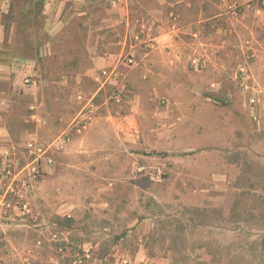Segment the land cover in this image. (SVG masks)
Listing matches in <instances>:
<instances>
[{
  "label": "rangeland",
  "instance_id": "rangeland-1",
  "mask_svg": "<svg viewBox=\"0 0 264 264\" xmlns=\"http://www.w3.org/2000/svg\"><path fill=\"white\" fill-rule=\"evenodd\" d=\"M87 1L95 22L105 3L115 9ZM12 2L4 22L20 42L9 48L29 71L0 134V264H264V90L227 77L209 90L189 64L171 94L152 72L133 86L119 74L104 94L89 71L88 24L60 22L44 0ZM99 25L102 53L115 29ZM244 64L254 74L246 84L264 86V61ZM107 110L98 144L89 122ZM84 136L102 147L97 157L77 155ZM223 161L238 162L224 183Z\"/></svg>",
  "mask_w": 264,
  "mask_h": 264
},
{
  "label": "crops",
  "instance_id": "crops-1",
  "mask_svg": "<svg viewBox=\"0 0 264 264\" xmlns=\"http://www.w3.org/2000/svg\"><path fill=\"white\" fill-rule=\"evenodd\" d=\"M12 1L14 0H0L1 135L6 133L7 99L19 95L23 85L22 78L25 72L29 71L21 64L22 61H28V59L21 55L16 56L9 48L20 42L11 37L4 22V16L13 3ZM107 1L111 3L112 0ZM116 1L115 9L107 8L105 3L107 18L96 22L90 17L92 9L87 0H44L43 4L44 13L50 10L51 13H57L60 22L70 14L76 16L78 21L82 20L81 22L88 24L84 46L92 59L93 68L89 71L96 81V91H102L104 94L110 91L112 81L107 80L102 84L99 72L102 69L116 67L120 77H125L126 81H130L131 86L135 81H148L146 76L148 72H152L151 77L160 79L159 87L162 93L171 94L172 91L175 92L185 85L181 78L183 70H189V64L195 70L199 64L202 71L206 72V85L209 90L221 88L226 84L225 77L238 79V81L242 79L237 82L238 90L252 89L258 94L264 90L263 85L246 84L245 80L254 78V74L250 75L244 64L247 56L264 61V53H257L261 48L264 51V0H199V4H197L198 0ZM186 13H189L190 17L186 16ZM107 21L115 29L112 41L108 42L113 48L107 50L104 44L106 50L99 53L98 47H102L103 39L99 24H105ZM120 28L125 29L120 32ZM153 28L156 32L151 34L150 30ZM257 30H259L258 33ZM245 49L250 51L248 55L245 54ZM123 52L130 53L134 58V63L124 70L117 65V60ZM230 62H236V66L231 67L229 73ZM195 72L192 71L193 74ZM227 86L229 88L230 85ZM35 90L36 87H31L32 93H35ZM38 101L40 102V99L36 96L31 98L34 104ZM173 107L180 108V103H176ZM257 110L259 114H264L261 104L258 105ZM33 116L37 117V114ZM105 116L92 115L89 122V126L99 127L96 131L98 144L102 140L105 141L100 132H105L107 125L110 126L105 123L108 117L112 118L108 110ZM32 125L37 128L36 123ZM110 128L109 142L114 140L112 135L114 130ZM61 130H63L62 126ZM33 135H36V131L30 132V137ZM81 142L83 149H79L78 156L85 154L97 157V153L100 152L98 148H102L101 146H94L97 149H91L89 145H85L89 142L87 136H84ZM243 148L244 146H242L241 156H243ZM218 164L212 161L210 166L215 167ZM220 164L224 172L220 179L215 178V180H221L224 183L229 180L227 174L231 172L227 169L236 167L238 162L223 161Z\"/></svg>",
  "mask_w": 264,
  "mask_h": 264
},
{
  "label": "built area",
  "instance_id": "built-area-1",
  "mask_svg": "<svg viewBox=\"0 0 264 264\" xmlns=\"http://www.w3.org/2000/svg\"><path fill=\"white\" fill-rule=\"evenodd\" d=\"M116 6H117L116 0H112L110 3V7L116 8ZM118 62H121L127 66H130L134 63V58L130 53H124V56H122V55L119 56ZM99 74L102 77V81H101L102 84H104L107 80H111V81H114L116 83L118 76H119V73H118L116 67L110 68V69H102L99 72ZM115 97H116V99H118L117 96H115ZM61 141H63V140H60V142ZM29 146H31V143H29Z\"/></svg>",
  "mask_w": 264,
  "mask_h": 264
}]
</instances>
